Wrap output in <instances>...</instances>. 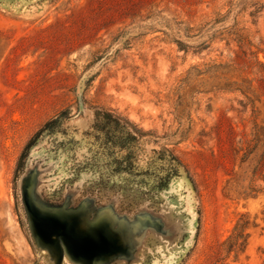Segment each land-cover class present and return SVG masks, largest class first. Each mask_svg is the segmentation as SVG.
Returning a JSON list of instances; mask_svg holds the SVG:
<instances>
[{"label": "rangeland", "instance_id": "1", "mask_svg": "<svg viewBox=\"0 0 264 264\" xmlns=\"http://www.w3.org/2000/svg\"><path fill=\"white\" fill-rule=\"evenodd\" d=\"M257 60L264 0H0V264H52L29 235L19 176L30 139L62 112L27 159L44 200L155 220L141 243L126 233L136 247L108 264H264ZM96 110L145 134L140 165L165 148L178 174L159 188L153 174L115 171L92 130ZM246 213L237 255L222 243Z\"/></svg>", "mask_w": 264, "mask_h": 264}, {"label": "water", "instance_id": "2", "mask_svg": "<svg viewBox=\"0 0 264 264\" xmlns=\"http://www.w3.org/2000/svg\"><path fill=\"white\" fill-rule=\"evenodd\" d=\"M25 169L19 178L29 235L52 264H62L64 260L72 264L126 260L130 250L136 247L127 243L126 233L136 235L138 244L144 239L147 225L155 227V220L146 223L141 219H118L110 209L94 211L86 204L77 210L69 207L68 202L51 206L42 197L41 188L34 185V179H28Z\"/></svg>", "mask_w": 264, "mask_h": 264}, {"label": "flooded vegetation", "instance_id": "3", "mask_svg": "<svg viewBox=\"0 0 264 264\" xmlns=\"http://www.w3.org/2000/svg\"><path fill=\"white\" fill-rule=\"evenodd\" d=\"M65 112L45 129L55 130L61 123ZM42 130V129H40ZM92 130L96 139L102 145V154L111 159L115 171L134 173L137 175L153 174L157 178V186L165 187L170 179L177 175L181 161L165 148L151 149L147 154L145 165H140V153L147 151L144 148L145 139L137 127L129 121L113 115L109 111L96 110ZM43 131H37L30 139L31 144L38 141ZM28 142V143H29ZM30 150L24 155L22 171H24Z\"/></svg>", "mask_w": 264, "mask_h": 264}, {"label": "trees", "instance_id": "4", "mask_svg": "<svg viewBox=\"0 0 264 264\" xmlns=\"http://www.w3.org/2000/svg\"><path fill=\"white\" fill-rule=\"evenodd\" d=\"M180 45L183 43L181 41H177ZM257 64H259L261 67L264 66V63L257 60L256 61ZM63 113V112H62ZM57 120L56 119H52L50 121H48L44 127L42 128V130L39 131V133L41 131L45 132V131H48L47 129H45L49 124L55 122ZM35 143L31 144V142H29L27 144V147H26V152L27 150H30L32 146H34ZM25 152V153H26ZM25 155V154H24ZM263 159H264V154L262 155ZM23 173V172H22ZM21 173V174H22ZM249 189V188H248ZM252 191H256V190H253L251 189V193ZM248 193L246 191H242V193H240V195H243L244 198H248L250 196H254V195H251V193ZM252 225V223L250 222V216L249 214H243L236 222L233 230H232V233L230 234V236L222 243L223 245H226L227 246V250L228 251H235V253L238 255L242 252H244L247 248V245H248V240H249V237H250V232L248 231L250 226Z\"/></svg>", "mask_w": 264, "mask_h": 264}]
</instances>
